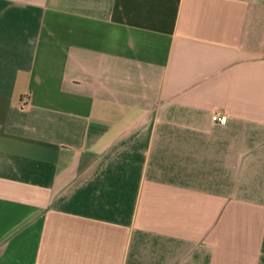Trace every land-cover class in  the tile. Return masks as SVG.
Wrapping results in <instances>:
<instances>
[{
    "label": "crops",
    "instance_id": "crops-1",
    "mask_svg": "<svg viewBox=\"0 0 264 264\" xmlns=\"http://www.w3.org/2000/svg\"><path fill=\"white\" fill-rule=\"evenodd\" d=\"M0 264H264V0H0Z\"/></svg>",
    "mask_w": 264,
    "mask_h": 264
},
{
    "label": "built area",
    "instance_id": "built-area-1",
    "mask_svg": "<svg viewBox=\"0 0 264 264\" xmlns=\"http://www.w3.org/2000/svg\"><path fill=\"white\" fill-rule=\"evenodd\" d=\"M212 119L218 122H225L227 119V115L225 113L216 110L212 114Z\"/></svg>",
    "mask_w": 264,
    "mask_h": 264
}]
</instances>
